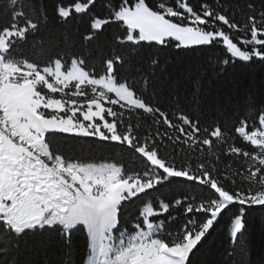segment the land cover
<instances>
[{
  "label": "snow or ice",
  "instance_id": "6c2138e0",
  "mask_svg": "<svg viewBox=\"0 0 264 264\" xmlns=\"http://www.w3.org/2000/svg\"><path fill=\"white\" fill-rule=\"evenodd\" d=\"M213 49L216 76L264 67V0H0V264L29 237L58 241V264H197L222 222L226 264L251 254L264 90L230 122L199 78L181 103L159 75L171 52Z\"/></svg>",
  "mask_w": 264,
  "mask_h": 264
},
{
  "label": "trees",
  "instance_id": "16d2710c",
  "mask_svg": "<svg viewBox=\"0 0 264 264\" xmlns=\"http://www.w3.org/2000/svg\"><path fill=\"white\" fill-rule=\"evenodd\" d=\"M195 3V0H193ZM219 50L174 51L167 55L164 71L160 72L165 82V97L174 94L181 103L192 95L193 82L199 78L202 90L198 103L209 114H222L230 122L246 112H254V107L246 102V96L253 94L259 100L264 90V67L259 64L251 67L229 68L224 75L216 76L209 57L217 55ZM86 143V142H81ZM74 155L81 160L107 162L119 157V153L108 148H92L77 146ZM180 189L167 195H178ZM249 222L252 225L253 247L250 255L237 254L231 264H264V208L255 207L251 210ZM226 223H220L207 238L204 248L197 257V264H226L228 257L224 252L228 247L226 239ZM73 245L77 250L83 248V240L79 234L73 237ZM19 264H58L61 258V245L56 240L41 237H29L27 243L21 244L18 254Z\"/></svg>",
  "mask_w": 264,
  "mask_h": 264
}]
</instances>
